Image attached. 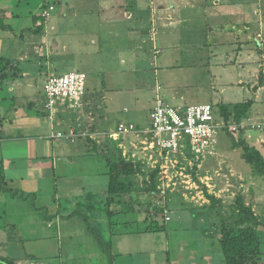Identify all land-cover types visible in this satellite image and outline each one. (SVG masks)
Here are the masks:
<instances>
[{"label":"crops","instance_id":"crops-1","mask_svg":"<svg viewBox=\"0 0 264 264\" xmlns=\"http://www.w3.org/2000/svg\"><path fill=\"white\" fill-rule=\"evenodd\" d=\"M9 3L10 0H0V18L26 17L25 4L9 5ZM44 4L46 2L39 4L40 10L44 8ZM63 4L65 6L62 5L61 17L57 16L52 23L49 20L51 14L44 22L45 27L39 35L30 34L28 38L24 37L25 32L19 24L13 27L4 23L8 29H0V57L8 59L11 64L6 71L7 77L0 87L1 113L5 119L0 135V159L5 162L8 188L18 192L24 198L30 194L36 195L35 191L38 188L41 191L42 178L57 180V165L60 161H66L65 163L68 164L64 167L77 175L80 173L79 167H82L77 165L78 161H84V158L89 159L86 155H78L80 148L91 151L95 144L112 142L110 135L116 132L120 124L135 125L127 119L128 122L120 121L111 126L108 125L106 117L99 122L96 121L98 125L93 123L87 127L80 123L77 126L75 123L70 125L63 122L58 125L53 121H50L52 123L49 125L46 121L47 115L40 112L39 106L42 109V105L34 102L38 99L35 92L41 90L44 94L47 77L61 68L59 63L51 62L47 58L46 52H49V48L44 49V46L49 40L54 39L52 35L66 34L59 31L64 28L60 26L61 23L67 22L65 15L88 20L80 28L75 26L74 29L78 33L74 34L87 37L89 47L92 48L93 53L96 52L95 56L107 58L105 52H112L115 47L112 44L118 42L121 43L122 48H120L124 52L121 59L125 60V64H128L130 68L131 65H138V60L144 58L140 52L146 50L148 52L149 49L155 54L154 59L164 63L166 68L173 66H188L190 69L205 68L206 71H201L200 75L204 73L209 77V87H207L208 92L203 95L211 102L201 104L235 105L252 101L250 116L243 121L248 118L256 121L264 119V0H64ZM38 16H41V13L32 16L33 24L34 18ZM21 33L23 35L20 40L18 37ZM37 36H40L39 44L40 48H43L42 54L38 52V43H35ZM45 47H50V44ZM145 61L147 62V57ZM182 61L184 63H181ZM150 62V66L158 68L156 61ZM36 63L39 67L46 68L44 71L36 68V77H33V65L36 66ZM79 67V64L75 65V68ZM90 70L82 71L87 78ZM32 77L34 80L31 79ZM260 78L263 79L262 84ZM42 79V88H39L37 81ZM102 88L104 89L102 92L99 91V99L104 105L107 100L104 94L106 87ZM187 89H190V85ZM143 90L145 91L144 87ZM31 91H33L32 94ZM197 96H199L198 93L192 95L189 92L187 96L185 93L181 94L176 87L170 86L164 89L158 84L155 94L153 91L149 98L142 97V99L148 102L150 120V113L155 107L157 97L163 98L169 104L175 102L172 104L174 106H187V100H194ZM92 97L88 98L86 90L82 100V110L89 106L88 100H92ZM62 109L57 115L71 112V109ZM39 113L42 115H38ZM221 121L224 120L221 119ZM135 126L139 131L140 128ZM54 128L56 133L61 132L67 137L51 139L50 134H54ZM244 136H247L250 146L264 154V132L251 130L246 131ZM145 138V134L143 136L139 133L123 136L121 148L124 150V156L127 152L139 150ZM89 146L92 148L90 149ZM82 169L86 171L84 179L88 178L90 167L83 166ZM71 171L64 172L69 174ZM107 172L106 169L102 174L106 176ZM75 182L78 183V178ZM71 185L76 190L75 194L78 195V197L75 196L76 199L85 197L87 194H104L107 187L106 184L104 190L97 192L92 188L88 190L84 184ZM65 186L68 185L65 184ZM35 187L38 188L34 189ZM256 208L259 207L256 206ZM256 214L260 217V212L256 211ZM62 216L59 215L56 218L59 225L73 219H63ZM81 221L84 223L83 220ZM129 222L135 223V221ZM202 222L205 223V221ZM211 223H213L212 220ZM133 224L123 225L125 228L123 232L127 233L125 236L131 235L130 232L134 233L133 228L129 227ZM196 226L200 235L182 238L181 241L184 243L182 248L180 245L183 243L177 241L174 250H171L169 244L160 249L163 264H224L218 244L214 240L216 228L214 231H209L205 225L197 224ZM123 232L118 233L117 236H123ZM114 241L115 239L111 253L113 264H140L145 261V255L151 253L149 256L151 258L154 251L158 250L156 247L157 250L152 252L151 247H155L154 245H151L150 249L135 246L137 240L129 238L120 241L125 246H122L123 251H119L121 244L119 243L118 248L114 247L116 242ZM3 244L4 242L0 246L2 247ZM129 246H134V249ZM0 257L7 258L1 254ZM30 262L37 264L34 259L29 261L20 259L16 261V264Z\"/></svg>","mask_w":264,"mask_h":264},{"label":"rangeland","instance_id":"rangeland-1","mask_svg":"<svg viewBox=\"0 0 264 264\" xmlns=\"http://www.w3.org/2000/svg\"><path fill=\"white\" fill-rule=\"evenodd\" d=\"M43 2H46L44 10L54 7L51 18L47 19L53 23L57 16L61 17L60 11L62 5L65 6L63 4L64 0H10L9 5H18L16 3L26 5H24L26 17L16 19L0 18V23L10 24L13 27L16 24L21 25L23 32H25L24 37L28 38L31 31L35 29L32 16L42 13L43 9L40 10L38 6ZM64 17L67 22L61 23L60 26L64 28L59 31L66 34L52 35L54 39L49 40L48 44L46 43V45L50 44V47L44 46V49L49 48V52H46L47 58L51 62L60 64L61 68L57 69L56 72L54 71L58 76L74 70L82 72L91 69L88 72L86 90L88 98L93 97L92 100H88L89 106L84 110L81 109L83 106L81 100L77 105V109L70 110L68 108L71 111L68 114L62 115L59 113L55 115L53 118L54 124L61 125L63 122L72 125L75 123V126H77L80 123L82 126L87 127L93 123L98 125L96 121L99 122L100 119L106 117L108 125L113 126L120 121L128 122L127 119H129L130 122H134L140 128L139 134L144 136L151 124L148 116V102L144 101L142 97L149 98L153 91L155 94L158 84L163 86L164 89L170 86L176 87L181 94L185 93L187 96L189 92L192 95L198 93L199 96L194 100H187L188 105L211 102L209 98L203 95L208 92L207 87H209V77L204 73L200 75L201 71H206L205 68L194 67L190 69L188 66L166 68L164 63L154 59L155 54L150 49L148 52L147 50L141 51L140 53L144 55V58L138 60V65H131L130 68L128 64H125L126 61L121 59L124 52L121 49V43L118 42L112 44L115 46H112L114 50L105 52L107 58L102 59L95 56L96 52H92L87 37L74 34L78 33L74 27L78 26L77 28H80L88 20L84 18L75 19L67 15ZM47 19H45V22ZM51 24H49L50 27ZM22 35L21 33L18 38L20 39ZM32 36L35 35L32 34ZM36 38L35 43H38V52L41 53L43 48H40V36ZM116 46L118 47L116 48ZM144 47L146 48V45ZM92 56L95 57L92 58ZM146 57L147 62L145 61ZM150 61H156L159 65L158 68L150 66ZM78 64L80 67L75 68V65ZM36 66L33 65V77H36V68L43 71L46 68L39 67L37 63ZM33 77L32 80H34ZM42 83L43 79L37 81L39 88H42ZM189 85L190 89H187ZM103 86L106 87L104 94L107 99L104 105L101 104L99 99L100 92L104 89ZM32 93L33 91H31ZM35 95L38 99L34 102L41 103L43 107L44 94L39 90L35 92ZM172 104H175V102H172ZM39 107L41 108V106ZM40 108L39 110L42 112L44 108ZM62 108L67 110V107L62 106L59 107L58 111H62ZM46 115V121L51 125L52 122L50 123L48 113ZM53 132L56 134V128L53 129ZM229 134L236 140L240 137L239 132L233 134L230 129L224 128L218 137V145L208 151L204 157L198 156V159H196L187 153L185 157L182 156L177 159L181 163V169L179 167L176 168L177 170L173 168L172 172L169 170L167 173H163L165 171L163 166L169 165L171 169L170 162L166 163L165 157L161 156L159 151L149 147L150 136L147 134H145L146 138L141 148L133 150V152H127L125 156L123 154L124 150L121 148L123 137L113 139L110 143L106 141L100 143L97 145L99 147L97 152L92 151V146H89L91 151L80 148L78 150L79 154H77L86 155L89 159L84 158V161H78L77 165L90 167V171L88 174L86 173L88 178L84 179L86 172L83 170L84 168L79 167L80 173L75 175L69 168L64 167L68 164L65 163L66 161H60L57 165V180L42 178L41 183L38 181L41 184V191L38 187H35L34 189H38L35 191L36 196L32 199L25 201L19 196L13 197L9 193L0 191V244L4 242L2 247L0 246V254L9 256L16 261L34 259L37 264H110L109 251L106 252V249L104 250L97 241L98 235H103L108 241L112 239L113 242L115 239L114 247L117 246V248L121 240L129 238L137 240L134 245L144 249H150L151 245H154L155 247H151L152 252L157 250L156 247H158V250L154 251L151 258H149L151 253L145 255V261L140 262V264H163L160 249L169 244L171 250H174L177 241H181L185 236L200 235L197 231V224L207 226L206 229H209V231H214L216 227L220 228L222 221L225 224L232 225L237 218V216H234V206L238 194L243 195L245 202L252 205L254 210L260 212L262 220L260 230L264 232V177L255 175L251 166L242 159L241 150L232 148ZM50 136L52 137V134ZM245 138L247 139V136ZM69 144L71 143L69 142ZM82 144H85V142H82ZM85 146L88 147V145ZM119 153L123 154L122 156L128 161L141 163L143 169L133 177L137 192L133 197L128 195L123 197V201L126 203L132 202L134 208L128 211L126 206H122L120 214L113 219L118 223V225L111 228L112 233L116 234L115 236H111L112 233L108 226L109 216L106 215V212L98 210L95 211L97 217L89 215L90 225L82 223L80 216L73 217L72 220H66L61 225L56 222L58 219L47 222L46 217L65 215L76 207V201L81 198H75L78 195L75 194L76 190L71 184H84L88 190L92 188L97 192L104 190L108 183V177L102 174L107 169H105L106 156L117 159ZM156 170H159L157 177H159L158 182L160 184L158 185L159 192L153 198L145 192L150 188L152 176ZM64 171L71 172L68 174ZM70 174L71 176H68ZM77 178L78 183L75 182ZM65 184L68 186H65ZM205 191L219 201L215 214L207 213L211 203L207 199ZM256 206L259 208H256ZM166 211L171 218L170 222L166 221ZM148 214L149 217L159 218L160 224L164 221L166 230L151 235L137 234L138 230H143L150 225L151 221L144 222ZM103 219L107 220L106 224L102 223ZM211 220L213 223H211ZM127 221H135L133 226H129L134 230V233L130 232L133 235L125 236L127 233L123 232L125 231L123 224ZM202 221H205V223ZM121 232H123V236H117ZM137 237L138 239H136ZM183 245L184 243L180 245L181 248ZM122 246H125V244H121L119 251H123ZM129 247L134 249V246ZM181 256L183 257L182 254ZM183 261L185 262V259ZM31 263L33 262L28 264Z\"/></svg>","mask_w":264,"mask_h":264},{"label":"trees","instance_id":"trees-1","mask_svg":"<svg viewBox=\"0 0 264 264\" xmlns=\"http://www.w3.org/2000/svg\"><path fill=\"white\" fill-rule=\"evenodd\" d=\"M43 7H45V5ZM44 20L45 19L42 16L34 18V25H37V23L39 24L31 31V34L39 35L43 32L45 22ZM0 29L7 30L8 27L2 22L0 23ZM10 66L11 64L8 59L0 57V87L7 77L6 71ZM260 79L262 84L263 79ZM210 105L213 107L217 121L218 119L219 121L222 119L228 126L234 122L240 123L245 118L249 117L253 107V102L248 101L235 105H225L222 103L216 106L213 104ZM1 107L2 100L0 99V135L5 122V119L1 113ZM41 113L45 114V110L42 109ZM41 113L38 115H42ZM239 134L240 137L237 140L232 137L231 134H229L232 141V148L235 150H241L242 159L251 166L253 173L257 176L264 177V154H262L258 149L250 146L247 139L244 137V134H246L245 130L241 129ZM92 151H99V147L95 144L92 148ZM122 155L123 154L119 153L117 159H111L106 156V168L108 170L106 176L108 177V183L104 194L85 195V197H82L80 200L76 201L75 205L77 210L76 207H74L66 215L62 216L63 219H71L73 217L80 216L84 223L90 225L91 220H89V215L91 217L96 216L95 211L97 210L106 212V215L109 216L108 226L112 233L111 228L118 225V223L113 221V219L120 214V208L122 206H126L128 211H130L131 208H134L133 203L124 202L123 197L127 195L133 197V195L137 192V186L133 181V177L138 175L143 169L141 163L128 161ZM158 172L159 170H156V172L153 174L150 188H148L145 192L146 194L151 195L153 198L159 192L158 185L160 183L158 182L159 177H157ZM195 179L196 178L194 177V180ZM0 191L2 193H9L13 197L19 196L25 201L36 196L34 194H30L24 198L18 192L8 188L5 176V162L2 159H0ZM205 195L211 203L207 213L215 214L217 210L216 206L219 201L214 196L209 195L206 191ZM146 212L148 213V211ZM58 216L59 215H52L50 217H46V220L47 222H51ZM234 216H237V218L232 225L225 224L222 221L220 228L216 227V232L214 234V240L216 244H218L224 264H264V232L260 230V227H262V220L256 214L253 206L245 202V198L241 194L236 196ZM152 217H149V214L147 215L144 222L151 221L150 225L146 226L143 230H138L137 233H156L161 230H166V223L164 221L162 225L160 224L161 221L159 218L156 219L154 218L155 216ZM106 222L107 220H104L102 223L106 224ZM131 224L133 223L127 221L123 225L126 226ZM115 235V233L111 234V236ZM97 241L104 250L106 249V252L109 251L111 257L110 264H113V256L111 254L113 246L112 239L108 241L103 235H98ZM0 264H16V260L8 257H0Z\"/></svg>","mask_w":264,"mask_h":264},{"label":"built area","instance_id":"built-area-1","mask_svg":"<svg viewBox=\"0 0 264 264\" xmlns=\"http://www.w3.org/2000/svg\"><path fill=\"white\" fill-rule=\"evenodd\" d=\"M54 7L43 9L41 16L47 19L51 16ZM48 20V19H47ZM87 75L83 72L73 71L62 76L56 74L47 77L44 84L43 108L51 121L57 115L59 107L69 109L77 108L83 100L87 89ZM54 123V121H53ZM150 128L145 133L149 135L151 148L159 151L164 156L165 162L171 164L164 165L167 173L169 170L181 166L178 158L191 154L196 159L204 157L205 154L218 145V137L221 131L226 128L235 134L240 130H257L264 132V119L256 121L248 118L240 123H232L228 126L224 121H217L213 107L210 104L174 106L163 98L157 97L155 107L150 113ZM139 133L133 124H120L116 132L110 136L112 139ZM63 133L58 132L52 135V139H63ZM74 141V140H73ZM177 170V169H176ZM165 178V176H164ZM164 194V193H163ZM165 212L166 221H170V216Z\"/></svg>","mask_w":264,"mask_h":264},{"label":"clouds","instance_id":"clouds-1","mask_svg":"<svg viewBox=\"0 0 264 264\" xmlns=\"http://www.w3.org/2000/svg\"><path fill=\"white\" fill-rule=\"evenodd\" d=\"M31 264H35V263L33 262V263H31Z\"/></svg>","mask_w":264,"mask_h":264}]
</instances>
